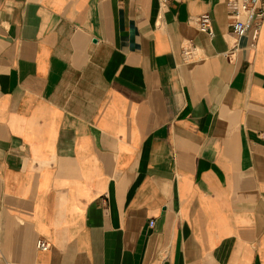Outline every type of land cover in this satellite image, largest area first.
<instances>
[{
  "label": "crops",
  "instance_id": "0c3cea01",
  "mask_svg": "<svg viewBox=\"0 0 264 264\" xmlns=\"http://www.w3.org/2000/svg\"><path fill=\"white\" fill-rule=\"evenodd\" d=\"M228 23L0 0V264H264V19Z\"/></svg>",
  "mask_w": 264,
  "mask_h": 264
},
{
  "label": "built area",
  "instance_id": "2783aa9c",
  "mask_svg": "<svg viewBox=\"0 0 264 264\" xmlns=\"http://www.w3.org/2000/svg\"><path fill=\"white\" fill-rule=\"evenodd\" d=\"M160 1L164 2V0ZM227 18L234 37L240 38L251 32V39L254 43L264 19V0H227ZM196 23L199 32L205 33L209 37L212 36L211 21L207 14L198 16ZM182 55L184 59L190 58L189 48L183 49ZM261 139L264 140V134L261 135ZM149 226H153V221H149ZM36 246L40 250L48 249V245L43 241H38Z\"/></svg>",
  "mask_w": 264,
  "mask_h": 264
}]
</instances>
